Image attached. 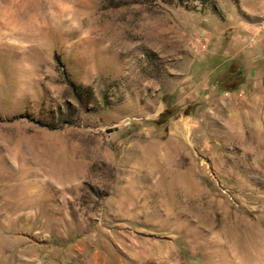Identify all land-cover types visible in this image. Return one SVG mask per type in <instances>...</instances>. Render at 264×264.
<instances>
[{
	"label": "rangeland",
	"instance_id": "1",
	"mask_svg": "<svg viewBox=\"0 0 264 264\" xmlns=\"http://www.w3.org/2000/svg\"><path fill=\"white\" fill-rule=\"evenodd\" d=\"M0 264H264V0H0Z\"/></svg>",
	"mask_w": 264,
	"mask_h": 264
}]
</instances>
